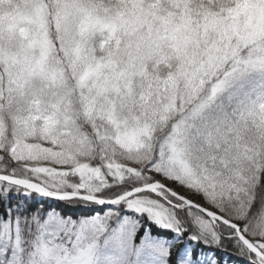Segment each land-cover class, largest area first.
I'll return each mask as SVG.
<instances>
[{"label": "snow or ice", "instance_id": "6c2138e0", "mask_svg": "<svg viewBox=\"0 0 264 264\" xmlns=\"http://www.w3.org/2000/svg\"><path fill=\"white\" fill-rule=\"evenodd\" d=\"M0 264H264V0H0Z\"/></svg>", "mask_w": 264, "mask_h": 264}]
</instances>
